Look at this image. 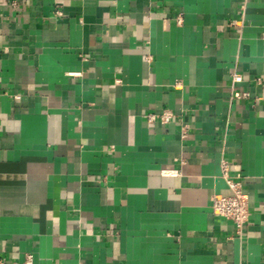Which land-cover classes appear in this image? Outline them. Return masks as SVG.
Here are the masks:
<instances>
[{
	"label": "crops",
	"instance_id": "crops-1",
	"mask_svg": "<svg viewBox=\"0 0 264 264\" xmlns=\"http://www.w3.org/2000/svg\"><path fill=\"white\" fill-rule=\"evenodd\" d=\"M0 264H264V0H0Z\"/></svg>",
	"mask_w": 264,
	"mask_h": 264
},
{
	"label": "built area",
	"instance_id": "built-area-1",
	"mask_svg": "<svg viewBox=\"0 0 264 264\" xmlns=\"http://www.w3.org/2000/svg\"><path fill=\"white\" fill-rule=\"evenodd\" d=\"M177 23H183V15L179 14L177 17ZM243 80V76L239 73L233 74V82L239 83ZM235 96L247 97L248 93H234ZM148 120L150 123L160 121L168 123L173 117V113L170 110H164L161 113H150L148 114ZM183 132H186V126L183 128ZM222 177L227 182L228 186L232 190L231 195L214 194L212 197V210L216 215L223 216L231 220L236 227V233L241 234L245 224L248 222L250 217L249 210V196L243 190V185L240 181L231 178L229 173V162L223 160L221 162ZM167 174H176V171H168ZM29 263V261H27Z\"/></svg>",
	"mask_w": 264,
	"mask_h": 264
}]
</instances>
